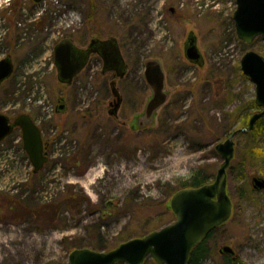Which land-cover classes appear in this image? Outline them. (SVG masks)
Instances as JSON below:
<instances>
[{
    "label": "rangeland",
    "instance_id": "obj_1",
    "mask_svg": "<svg viewBox=\"0 0 264 264\" xmlns=\"http://www.w3.org/2000/svg\"><path fill=\"white\" fill-rule=\"evenodd\" d=\"M95 4L89 21V0H0V60L11 55L15 63L0 88V113L12 119L29 114L50 156L35 173L21 130L0 142V264H68L70 242L87 244L95 229L114 246L109 251L173 223L165 202L197 170L212 183L222 163L215 146L261 111L252 107L256 86L243 73L241 59L250 49L264 56V40L248 46L239 39L236 0ZM190 32L202 66L185 56ZM97 36L117 38L129 67L117 79L126 101L120 121L108 114L112 73L102 76L101 58L93 56L70 86L58 78L56 45L67 38L87 47ZM153 59L163 65L169 98L152 122L133 130L132 104L151 95L141 81ZM235 141L236 155L251 151L257 157L264 150V137L252 141L237 134ZM238 172L235 158L227 172L234 212L208 239L203 264H223L224 245L246 264H264V193L252 188L254 176L264 178V166ZM78 194L88 201L62 205ZM104 201L114 204L110 215L102 212ZM145 264L156 263L149 258Z\"/></svg>",
    "mask_w": 264,
    "mask_h": 264
},
{
    "label": "water",
    "instance_id": "obj_2",
    "mask_svg": "<svg viewBox=\"0 0 264 264\" xmlns=\"http://www.w3.org/2000/svg\"><path fill=\"white\" fill-rule=\"evenodd\" d=\"M236 3L233 18L239 39L248 46L254 44L258 38L264 40V0H236ZM95 42L92 41L90 47ZM101 42L112 46L109 56L103 54L104 71L116 70L121 72L119 76L122 77L127 71V66L117 38ZM91 53L92 50L82 49L70 39L59 42L54 50L59 81L71 85L87 66ZM185 56L199 66L204 64L205 60L197 46V37L193 33H190L185 44ZM241 68L256 86L255 103L261 111L250 118L248 127L234 132L228 139L215 146L222 159L215 180L198 187L179 189L172 195L167 207L175 215L173 223L144 236L133 237L109 251L90 247L74 249L68 255V264H144L148 258L156 264H189L194 248L231 219L234 204L228 192L227 172L236 156L235 137L238 132L252 131L264 117V56L252 49L248 50L241 59ZM14 71L15 63L11 55L0 60V87ZM144 76L153 88V97L147 109V116L152 119L154 113L168 99L165 93L166 73L162 63L156 59L146 62ZM113 93L120 102L121 96L114 84ZM116 108H119V104ZM60 109H64V106ZM17 128L22 130L24 149L34 165V172L37 173L49 161L41 129L29 114H20L12 120L10 116L0 113V142ZM252 187L257 191H264V178L254 176ZM220 253L233 256L236 254L229 245L222 246Z\"/></svg>",
    "mask_w": 264,
    "mask_h": 264
},
{
    "label": "trees",
    "instance_id": "obj_3",
    "mask_svg": "<svg viewBox=\"0 0 264 264\" xmlns=\"http://www.w3.org/2000/svg\"><path fill=\"white\" fill-rule=\"evenodd\" d=\"M90 3V12L88 19L89 21H92L96 14V4L95 0H89ZM259 39V38H258ZM257 39V40H258ZM252 107L253 108H258L256 105L255 101L252 102ZM264 117H262L258 123L256 124L255 128L252 131H248L247 134L250 138V140L255 141L258 137H264ZM248 122V116L245 117L244 120V126H247ZM263 126V128H262ZM243 135H247L246 133H240ZM239 134V135H240ZM48 144V143H47ZM264 150L261 149V154L259 156H253L251 151H247L246 155L241 152H238L235 158L238 160V165H239V172L238 174L243 176L246 175L247 173L251 172L253 167L258 163L260 165L264 166ZM262 155V156H261ZM249 161V163H247ZM259 169H261L260 166H258ZM210 181L209 177L207 174L204 173L203 169L197 170L195 173H193L188 179H186L184 182H182L180 188H185V187H198L200 185L206 184ZM88 201L87 196L84 194H78V195H71L67 196L63 202L62 205H68L72 207V205L75 207H80L84 202ZM165 209L169 212L171 210L167 207V201L165 202ZM114 204L113 202H107L104 201L102 203V212L108 211L109 215L114 212L113 210ZM104 210V211H103ZM217 230V229H216ZM215 232V230L209 235V237L200 245L196 246L191 254L189 264H203L204 261L207 259L209 256L210 249L208 247V239L210 236ZM128 240V239H127ZM121 242V241H120ZM71 247L69 248L70 251L69 253L74 250V249H79V248H85V247H90L92 249L96 250H107L110 249L114 246H109L107 245V241L104 238L103 234L100 232V230L95 229L92 235H90L89 242L87 244H82L79 243L78 240H75L74 242H70ZM64 264H67L64 263ZM223 264H246L243 262L238 256L236 255H223Z\"/></svg>",
    "mask_w": 264,
    "mask_h": 264
},
{
    "label": "flooded vegetation",
    "instance_id": "obj_4",
    "mask_svg": "<svg viewBox=\"0 0 264 264\" xmlns=\"http://www.w3.org/2000/svg\"><path fill=\"white\" fill-rule=\"evenodd\" d=\"M192 33V32H190ZM190 35V34H189ZM188 35V37H189ZM195 35V34H194ZM188 37H187V40H188ZM115 37H109V38H100V37H94L90 40V43L88 44L87 47H80L82 49H90L92 50V53L89 57V60H88V63L87 65L89 64L91 58L93 56L97 57V58H101L102 61H103V69L101 71V74L102 76L104 77L106 75V73L110 72L112 73V76H111V81H110V87H111V92H112V96L111 98L108 100V114L110 117H112L113 119L117 120V121H120L122 120L123 116L121 115V110L123 109V106L125 105V98H124V95H123V92H122V89L120 87H118V80L119 78H124L126 75H127V72L129 70V67H128V64L125 60V57L123 55V50H122V47L120 46V42L118 40L117 44L122 52V55L124 57V60H125V63H126V66H127V71L125 73V75H123L122 77L119 76V74H121V72H118L116 70H112V71H104V67H105V63H104V58H103V54L105 53L106 56H109L111 54V44L107 43H102L101 41H104V40H109V39H113ZM96 41L92 47H90V44L92 43V41ZM187 40L185 42V44L187 43ZM79 47V46H78ZM184 51H185V45H184ZM191 62V61H190ZM192 63V62H191ZM195 64V63H193ZM197 65V64H196ZM87 67V66H86ZM85 67V68H86ZM84 68V70H85ZM83 70V71H84ZM144 79H145V76L144 78H142V81L141 83L144 85V91H147V89H151V95L150 96H147L146 98L143 96L141 100L139 101H134V104H132V108H133V113H135V115H133V118H134V122L135 124L132 125V129L135 130L137 128H144L146 126V124H148L151 120H154L155 118V115H156V112L158 110H160L161 108H163L165 106V104H163L155 113H154V116L152 119H149L148 116H147V109H148V105H149V102L150 100L152 99L153 97V88L147 83L146 79V84H144ZM113 84L115 85V87L117 88L120 96H121V101L119 102L117 100V97L115 96V94L113 93ZM165 89H166V86H165ZM165 93H167V91L165 90ZM167 96L169 98V95L167 93ZM64 99L63 98H59L58 99V102L60 103H63ZM119 104V108H116V105ZM132 118V120H133ZM239 135V133H238ZM237 136V135H236ZM236 138V137H235ZM48 145V144H47ZM49 149V146H47V151ZM258 192H262V191H258ZM264 193V191L262 192ZM100 207H102V204L100 205Z\"/></svg>",
    "mask_w": 264,
    "mask_h": 264
}]
</instances>
